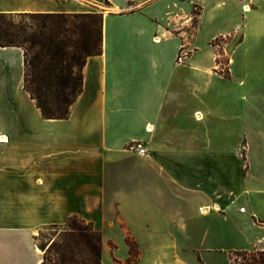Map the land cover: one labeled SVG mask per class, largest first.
<instances>
[{"label": "crops", "instance_id": "0c3cea01", "mask_svg": "<svg viewBox=\"0 0 264 264\" xmlns=\"http://www.w3.org/2000/svg\"><path fill=\"white\" fill-rule=\"evenodd\" d=\"M257 1L0 0L4 13H103V51L88 58L65 119L45 118L25 89L24 49L0 46V264H41L39 230L74 215L102 233V264H213L194 246L225 244L232 226L224 222L249 208L244 246L263 247L264 210L248 198L233 212L228 188L242 174L248 190L245 173L264 167V149L252 147L245 126L264 94L247 99L218 84L225 78L215 53L195 47L208 8L241 6L234 26L244 40V9L252 26L264 24V0H249ZM234 115L244 116V134L232 142L233 126L218 120ZM134 141L144 155L128 149Z\"/></svg>", "mask_w": 264, "mask_h": 264}, {"label": "trees", "instance_id": "16d2710c", "mask_svg": "<svg viewBox=\"0 0 264 264\" xmlns=\"http://www.w3.org/2000/svg\"><path fill=\"white\" fill-rule=\"evenodd\" d=\"M201 11L194 12L193 28ZM35 19L33 24L15 16ZM0 46H19L25 54V89L45 118H68L83 90V69L90 56L103 51V13L0 12ZM71 216L59 240L44 251L41 264H102L103 235L91 222ZM130 260L138 257V243L126 236ZM231 264H264V247L232 250Z\"/></svg>", "mask_w": 264, "mask_h": 264}, {"label": "rangeland", "instance_id": "374dc122", "mask_svg": "<svg viewBox=\"0 0 264 264\" xmlns=\"http://www.w3.org/2000/svg\"><path fill=\"white\" fill-rule=\"evenodd\" d=\"M244 2H248L255 8L259 7V4L263 1L249 2V0H244ZM108 7L109 6L103 5V7L99 9L106 10ZM240 10L241 6L232 3L225 6L208 8L207 27L199 34V37L195 41V47H197L202 53H215L216 64L218 65L216 71L219 76L226 80H218V84L221 82L223 83L222 85H232L234 88V94H240L244 91L245 98L256 99L264 94V24L260 26H252L250 24L251 15L246 9H244V12L240 17L243 18L244 14L243 40V32L236 30L234 26L238 18L236 13ZM199 11V8H195L194 10V12ZM94 12L102 13L101 11ZM14 19L28 24H33L35 21L30 15L15 16ZM214 26H216V28ZM193 29L192 20V25L188 28L189 35H192L194 32ZM217 29H219V31L223 30V33H220L213 39L209 40V35L214 33ZM234 109L236 110V108ZM245 118V126L250 137V144L254 149H264V108H248ZM218 123L222 125H228V123H231L234 130L232 142H235L237 140L235 136L239 135L243 129L244 116L234 115L231 121L228 117H224L223 119L218 120ZM241 134H244V131L241 132ZM219 141L220 140H218V142ZM242 154L244 155V150L242 151ZM244 181L248 189L244 192L242 191V174L235 176L232 186L228 188V194L230 193L232 197L236 199L233 212H239L240 205L244 203V200L249 198L253 200L254 209L261 213L264 210V167L257 166L254 170H248V172L245 173ZM249 211L245 214L240 213L239 215L233 213L230 215L231 219L226 221V223L224 222V224L228 223L232 226L231 233L226 237L225 244L208 241L199 246H194V248H196L195 252L200 256L202 262H204V257H206V260L210 259L213 264H231L229 261L230 251L253 249L252 246H244V216H246ZM250 218L257 223L259 222L260 216L255 214ZM77 220L83 221L79 216L77 217ZM64 227H66V224L45 226L41 228L37 236L38 242L41 245H44L47 250L55 240L60 239ZM207 248L218 250L205 253ZM143 250H145L146 254L150 252L147 250L146 246H143ZM139 253L140 251L138 250V257L136 260L140 258Z\"/></svg>", "mask_w": 264, "mask_h": 264}, {"label": "built area", "instance_id": "2783aa9c", "mask_svg": "<svg viewBox=\"0 0 264 264\" xmlns=\"http://www.w3.org/2000/svg\"><path fill=\"white\" fill-rule=\"evenodd\" d=\"M128 149L137 152L141 155L146 153V147L142 141H134L128 144Z\"/></svg>", "mask_w": 264, "mask_h": 264}]
</instances>
